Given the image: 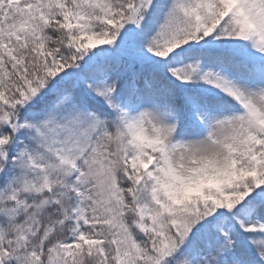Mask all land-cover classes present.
I'll list each match as a JSON object with an SVG mask.
<instances>
[{
  "label": "snow or ice",
  "instance_id": "obj_1",
  "mask_svg": "<svg viewBox=\"0 0 264 264\" xmlns=\"http://www.w3.org/2000/svg\"><path fill=\"white\" fill-rule=\"evenodd\" d=\"M0 264H264V0H0Z\"/></svg>",
  "mask_w": 264,
  "mask_h": 264
}]
</instances>
